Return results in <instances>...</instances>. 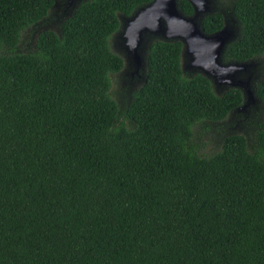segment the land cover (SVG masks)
Masks as SVG:
<instances>
[{"label":"trees","instance_id":"16d2710c","mask_svg":"<svg viewBox=\"0 0 264 264\" xmlns=\"http://www.w3.org/2000/svg\"><path fill=\"white\" fill-rule=\"evenodd\" d=\"M53 1L0 0V264H264V109L199 152L195 127L238 111L241 90L215 93L182 72L179 40L152 39L120 112L110 38L150 0H81L56 29ZM225 2L222 62L264 59V0ZM252 92L264 105V66Z\"/></svg>","mask_w":264,"mask_h":264},{"label":"water","instance_id":"95a60500","mask_svg":"<svg viewBox=\"0 0 264 264\" xmlns=\"http://www.w3.org/2000/svg\"><path fill=\"white\" fill-rule=\"evenodd\" d=\"M72 0H67V3ZM192 12L184 15L177 7V0H150L147 4L136 8L130 16L125 17L122 43L127 56L131 58L135 69L144 67L140 48L143 44L142 33L157 34L162 40H179L181 42L180 67L182 72L189 69L194 73L207 77L215 90L222 85L240 88L247 86L250 74V62H221L220 56L227 42L233 39L235 28L231 23H224L211 33L200 28L201 13L208 11L210 0H187ZM54 4V1H53ZM197 20H199L197 22ZM186 55L187 58H184ZM182 57L185 60L182 62ZM248 72L242 81L238 77ZM247 99L250 90H245Z\"/></svg>","mask_w":264,"mask_h":264},{"label":"rangeland","instance_id":"374dc122","mask_svg":"<svg viewBox=\"0 0 264 264\" xmlns=\"http://www.w3.org/2000/svg\"><path fill=\"white\" fill-rule=\"evenodd\" d=\"M79 1L81 0H72L70 3L69 2L67 3V0H54L53 7L50 11L52 18L48 23H45V27L56 29L60 19L70 14L73 8L75 7V5ZM228 10H229V6L228 3L225 2V0H210V6L208 11L201 13L198 19H200L201 16L203 17L204 15L210 12H219L223 17L224 23L226 22L231 23L232 21L234 27H236L235 35L233 37L234 39L238 30V22L229 13ZM125 17L127 16H119V28L114 34H112L110 38L111 50L116 54H118L123 61L122 69L119 72L110 75L111 86H110L109 94L116 102H118L120 112L123 111L124 101L128 97L129 93L137 85H139L140 81L142 80L143 71H144V67L143 70L142 68L135 69V65L131 60V58L127 56L126 50L122 43V39L120 36L123 31ZM198 21L199 20H197V22ZM42 27L43 25L40 24L39 26H37V29H41ZM152 39H163V38L159 37L157 34H151L148 32L142 33L143 44L140 48V55L142 59H144L143 56L145 55L146 48ZM27 48H28V44L26 43L25 40L21 42L18 46L19 50H23ZM184 58H187L186 55H184ZM184 61L185 60L182 57V62ZM249 62H250V66L248 69H250V72L252 73L250 74L248 85L241 86L239 88L242 93L243 103L238 108V111L228 115V117L220 123L217 124L206 123L204 125L195 127L192 141L194 146L197 148V150H199V152L208 153L217 149L221 142V139L225 135L232 132H238L248 136L253 131L251 124L252 121L261 118L262 109H264V105L260 103L256 97H254L252 92V86L261 74L262 67L264 66V59L260 58V59L247 61V63ZM183 72L186 74H194V72H192L189 69H184ZM247 74L248 72L241 73L238 78L243 81ZM227 87L229 86L222 85L220 88L213 90L215 93L218 94ZM245 90L251 91V96L249 99H247L243 93Z\"/></svg>","mask_w":264,"mask_h":264}]
</instances>
